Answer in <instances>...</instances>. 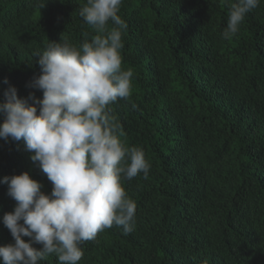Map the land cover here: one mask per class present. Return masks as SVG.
<instances>
[{"label": "trees", "instance_id": "trees-1", "mask_svg": "<svg viewBox=\"0 0 264 264\" xmlns=\"http://www.w3.org/2000/svg\"><path fill=\"white\" fill-rule=\"evenodd\" d=\"M42 2L0 0V102L8 84L42 97L27 85L49 40L94 34L79 16L87 0ZM119 15L132 95L109 107L151 169L122 180L134 230L98 233L79 264H264V0L231 39L225 0H123ZM24 171L51 192L23 140L0 139V178ZM15 204L0 183V245L13 242L2 218Z\"/></svg>", "mask_w": 264, "mask_h": 264}, {"label": "clouds", "instance_id": "clouds-1", "mask_svg": "<svg viewBox=\"0 0 264 264\" xmlns=\"http://www.w3.org/2000/svg\"><path fill=\"white\" fill-rule=\"evenodd\" d=\"M225 2L229 15L221 36L231 39L260 0ZM122 3L87 0L79 16L94 34L83 32L79 46L67 38L49 40L35 53L41 71L27 86L39 89L41 98L18 97L4 80L0 139L23 140L52 188L43 192L27 171L0 178L16 201L2 218L13 242L0 245V264H40L50 255L59 264H79L84 242L113 225L124 234L135 228L136 202L122 180L148 179L151 165L142 148L126 146L122 125L109 107L132 95L133 70L122 67L127 28L119 15Z\"/></svg>", "mask_w": 264, "mask_h": 264}]
</instances>
